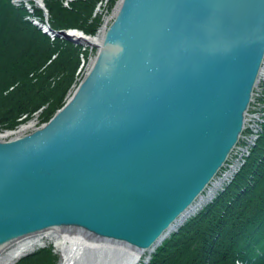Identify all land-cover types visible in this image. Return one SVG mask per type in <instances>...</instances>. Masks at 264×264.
<instances>
[{"label": "water", "instance_id": "obj_1", "mask_svg": "<svg viewBox=\"0 0 264 264\" xmlns=\"http://www.w3.org/2000/svg\"><path fill=\"white\" fill-rule=\"evenodd\" d=\"M104 28L100 43L46 30L97 53L48 122L0 140V258L29 237L79 233L138 264L252 128L264 0H120Z\"/></svg>", "mask_w": 264, "mask_h": 264}, {"label": "trees", "instance_id": "obj_2", "mask_svg": "<svg viewBox=\"0 0 264 264\" xmlns=\"http://www.w3.org/2000/svg\"><path fill=\"white\" fill-rule=\"evenodd\" d=\"M44 1L48 9L54 8V2ZM22 4L17 7L12 0H0V92L34 73L56 50L57 45L48 34L26 19L28 13ZM36 13L42 15V10L36 9ZM65 47L72 50L70 44ZM75 54L72 50L70 57ZM33 55L34 62L24 60ZM74 63L70 62L71 69ZM9 70L12 72L8 73ZM46 75L47 72L38 74V79L46 81ZM71 84L69 75L60 78L54 88L58 95H63ZM15 94L20 95L18 91ZM20 104L25 105L20 102L15 106ZM235 174L211 201L157 247L147 264H264V122L244 165ZM56 255L59 258L50 243L21 260H30L28 264H53Z\"/></svg>", "mask_w": 264, "mask_h": 264}, {"label": "rangeland", "instance_id": "obj_3", "mask_svg": "<svg viewBox=\"0 0 264 264\" xmlns=\"http://www.w3.org/2000/svg\"><path fill=\"white\" fill-rule=\"evenodd\" d=\"M41 2L43 4V9L48 11V15L44 13L43 9L42 15H38L36 13V9L39 10L40 8L37 6L36 9L33 7L30 9V7L25 6L24 0H14L13 3L17 7L23 3L22 5L26 7L25 9L28 13L26 19H31L30 21L33 25L37 26L33 20H36V23L41 25H45L44 22H47L49 27L54 30L73 29L82 32L85 35L94 37L101 35V31L104 27L111 23L112 15L114 14L116 6L119 4L120 0H50V2H54L55 6H53L54 8L49 7V9L44 0H41ZM46 2L48 1L46 0ZM35 5H37V3ZM54 27L59 29H55ZM41 31L48 34L46 36L52 43H56V50L48 61L39 66L40 68L37 67L34 69V73L27 74L19 83L16 84V86L0 92V134L18 130L26 124L31 125L35 123L34 125L39 128V126L41 127L42 124L48 122L68 101L69 97L86 74L88 67L91 65V61L96 56V48L86 46L84 44H76L70 40L55 36L54 34H49L46 32L45 28H42ZM69 44L72 50L76 53L74 57H70L72 50L65 47ZM74 48L78 49L75 50ZM33 57L34 55L28 56L24 60L32 63L36 60V58ZM71 61L75 62L72 69L69 66ZM10 63L11 61H9V64ZM11 72V70L8 71V73ZM46 72V77L48 76V78H46V81L42 82L38 79V74L42 75L43 73L44 75ZM69 75H72V84L69 85L63 95H58L55 88L57 87L60 78H66ZM53 88L54 90H52ZM49 90H52L53 93L48 94ZM16 91H18L20 95H16ZM20 102L25 105L21 107L20 104L16 107L15 104ZM263 122L264 82H260V99L254 100L252 120V126L254 127L245 129L237 153L240 152V149L247 148L248 151L242 157L234 171L229 170L228 166H226L220 178H222L227 172H230V175L228 176V179L221 184V187L218 190H221L226 183H230L236 175L235 173L239 172L244 165L246 157L250 154L252 146L255 145L261 134ZM30 130L31 128L28 129L27 132H30ZM252 138L254 139V143L249 145L247 141L252 140ZM236 158L239 157L235 155L234 159ZM59 237L62 236L60 235ZM52 242L55 243L54 240L47 239V242L45 243L50 244ZM38 247L39 246L35 247L33 250ZM53 250L59 255V258H57L56 255V259L53 264H60L59 262H61L63 258L62 252H60L57 247H54V245ZM28 253L30 252H27V254ZM23 256L15 260L13 264H28L27 262L30 260H21ZM143 261L145 260H142V262ZM39 264L44 263L39 262Z\"/></svg>", "mask_w": 264, "mask_h": 264}, {"label": "bare ground", "instance_id": "obj_4", "mask_svg": "<svg viewBox=\"0 0 264 264\" xmlns=\"http://www.w3.org/2000/svg\"><path fill=\"white\" fill-rule=\"evenodd\" d=\"M24 3H25V6L30 7V9H32V7L34 9H36L37 6L41 10L43 9V4H42L41 0H24ZM36 3H37V5H35ZM117 8H118V5L116 6L115 12L112 15V19L114 18V15L117 11ZM44 13H46V15H48L47 10H44ZM44 24L45 25H43V26L46 30L48 28H50L47 22H44ZM104 29L101 31L102 32L101 35L94 36V37H88V39L92 42L100 43L102 36H103V33H104ZM81 33L82 32L77 31L76 36L82 37ZM83 35H85V34L83 33ZM94 59H95V57L91 61V63H90L91 65H92ZM91 65L88 67L87 72L89 71ZM27 126H28V124L22 126V128H20V130L21 129L26 130ZM253 127L254 126H252V128ZM22 130L17 134L23 133ZM247 143L249 145L253 144L254 139L252 138V140H248ZM239 151L240 152L236 154V156L239 158L234 159L232 166H228L229 170H231V171L232 170L234 171L237 168L240 160L242 159V157L246 154V152L248 150L246 148V149H240ZM229 173L230 172H227L226 174H224V176L222 178L219 179L215 188H209V194L202 196L201 204L199 206H197V207H195V208H193V209H191V210H189L183 214L184 220H185V218L190 217V216L194 215L195 213H197L198 210L203 205H205L206 203H208L209 201H211L214 198L216 193L219 191L218 189L221 187V184L228 179V176L230 175ZM179 227L180 226L178 225V228ZM61 236L62 237L57 236L54 232H45L44 234H39L37 236L26 238L23 244H20V245H17V246H14V247H11L8 249L0 258V264H12L15 260H17L23 254L32 251L37 246L41 247V244H45V242H47V239L54 240L56 243L57 249L60 252H62L63 258H62V261L60 262V264H86L87 262H89L91 259H94V258H99L100 261H103V260H106V258H108V257H109V259L112 258V263L135 264V262H133L131 260H128V259L123 258L121 256H118L116 254H113V247L110 246L108 243L94 242V241L92 242V241L86 239L83 235H81L79 233H74V234L62 233ZM46 244H48V243H46ZM157 247L153 250H149L147 252V254L142 258V260H145V261L142 262V260H141L138 264H147L149 262V260L151 259V256L155 253ZM108 249H110L111 251H109L107 253ZM106 254H108V257H102Z\"/></svg>", "mask_w": 264, "mask_h": 264}, {"label": "built area", "instance_id": "obj_5", "mask_svg": "<svg viewBox=\"0 0 264 264\" xmlns=\"http://www.w3.org/2000/svg\"><path fill=\"white\" fill-rule=\"evenodd\" d=\"M13 2H14V0H13ZM33 21L35 22V24H39V23H36V20H33ZM34 124L35 123H33L31 125H28L26 130H22L21 129L23 131V133H21V134H17V133H19L21 131L20 128L18 130H15V131H10L8 133L6 132L5 134H0V140H11V139H14V138H18V137L24 136L25 134L30 133V132H32V131H34L35 129L38 128ZM42 125H44V124H42ZM30 128H31L30 132H27L28 129H30Z\"/></svg>", "mask_w": 264, "mask_h": 264}]
</instances>
